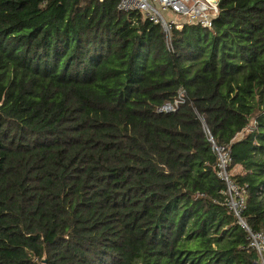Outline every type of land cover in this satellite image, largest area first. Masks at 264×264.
<instances>
[{"label": "trees", "instance_id": "obj_1", "mask_svg": "<svg viewBox=\"0 0 264 264\" xmlns=\"http://www.w3.org/2000/svg\"><path fill=\"white\" fill-rule=\"evenodd\" d=\"M118 2L0 0V264H258L203 127L264 232V0L168 42Z\"/></svg>", "mask_w": 264, "mask_h": 264}, {"label": "built area", "instance_id": "obj_2", "mask_svg": "<svg viewBox=\"0 0 264 264\" xmlns=\"http://www.w3.org/2000/svg\"><path fill=\"white\" fill-rule=\"evenodd\" d=\"M217 2L218 0H119L117 8L125 12H139L143 18L159 24L168 42L172 30L180 29L185 24L211 27L218 14ZM185 101V90L179 88L175 98L158 107L157 112H173ZM203 130L216 156V174L225 185L224 203L245 232L248 246L257 254L258 264H264V232L252 230L243 216L246 186L239 185L232 179L229 171L230 148L228 145L216 143L206 127Z\"/></svg>", "mask_w": 264, "mask_h": 264}, {"label": "crops", "instance_id": "obj_3", "mask_svg": "<svg viewBox=\"0 0 264 264\" xmlns=\"http://www.w3.org/2000/svg\"><path fill=\"white\" fill-rule=\"evenodd\" d=\"M243 135V132L239 133L237 136H236V139H240Z\"/></svg>", "mask_w": 264, "mask_h": 264}]
</instances>
